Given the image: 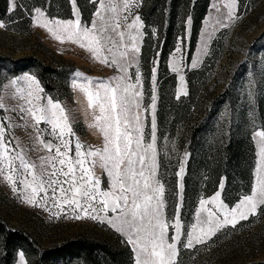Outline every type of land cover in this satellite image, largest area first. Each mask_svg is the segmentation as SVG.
Returning <instances> with one entry per match:
<instances>
[{
  "label": "rangeland",
  "instance_id": "rangeland-1",
  "mask_svg": "<svg viewBox=\"0 0 264 264\" xmlns=\"http://www.w3.org/2000/svg\"><path fill=\"white\" fill-rule=\"evenodd\" d=\"M7 1L6 17L0 18L5 25L0 28V98L6 106L5 109H0V122H4L6 126L11 125L7 128V138L18 143L29 159L37 164L40 162V157L48 154L36 141L30 122L28 127L24 126L17 107L20 101L13 95L14 88L10 84L13 79L28 74L36 77L43 90L42 97H51L54 100L58 98L73 110L72 118L78 121L74 127L76 136L89 147L101 148L102 135L96 128L88 127L92 123V116L85 111L86 101L83 94L78 90L74 92L71 83L77 71L85 76L104 80L121 73L116 67L105 65L95 59L92 53L87 48L80 47L79 43L67 40L61 42L46 28L40 26L38 21L42 19L52 21L76 19L72 0H70L71 18L50 14L47 9L52 5L50 0L49 3L47 2V7L38 4L27 6L29 0H14L16 4L14 9L13 0ZM153 1L138 0L139 6L132 8L129 13V22L135 14H138L143 27L140 29L141 36L138 40L140 52L136 54V59L131 61L127 75L130 77L129 82H135L136 69L139 68L143 92L139 114L144 125V143L147 144L151 142L153 115L152 68H156L157 178L165 186L163 212L169 224H174L176 206L180 204L182 228L176 264H247L263 261L264 212L260 214L259 208L256 215L249 216L248 221H240L235 228L229 226L222 229L206 243L197 244L194 248L183 247V243L186 242V232L191 230L193 223H196V213L201 199L211 200L217 191H221V199L230 207L238 201L230 205L224 200L225 179H222L224 185L222 190L219 186V189L212 194L202 193L194 206L192 200L194 181L190 173L192 141L185 140L186 136H183L182 132L188 122L196 126L195 123L198 124L206 116V110L214 107L217 113L206 120L203 127L214 125L219 130L222 128L228 130L240 125L251 131L252 138L256 131L264 130V0H243V2L209 0L207 12L201 21L196 38H194L193 26L194 5L197 0H192L188 8L179 4L175 11L172 10L170 0H159L154 6L155 9L151 10ZM91 2L95 3V8L90 7V3H86V0H82L86 14H92L91 19L86 20L78 0H75V8L79 12L82 25L90 26L92 21L97 19L95 13L99 4L95 0ZM107 2L108 0H105V3ZM113 2L119 5L122 0H113ZM228 5H232L234 13L232 19H228ZM37 8L45 14L43 18L37 17L35 12ZM189 17L191 25L188 24ZM171 20L173 40L169 47L172 46V49L163 63L162 48ZM49 26L55 28L54 24ZM146 41L149 54L144 58L143 48ZM178 45L181 47V53L177 55L175 50ZM105 54L111 58L110 53ZM174 63L179 69L177 72L172 71ZM193 63L196 64L195 67ZM54 69L60 73L57 75L53 72ZM181 75L184 77L187 95L181 94L177 98V92L182 87ZM20 85L26 87L23 81H20ZM190 85L195 92H193L191 110L187 111L185 106L187 103L184 99L192 95ZM227 89H230L229 99L223 103L217 101L214 105L213 100ZM74 100L77 102L74 103ZM41 128L46 129L47 126L41 125ZM171 128L178 133H172ZM45 136L51 139L46 131ZM253 141L256 157L252 187L256 182V164L259 159L257 140L253 138ZM181 163L184 166L182 181L176 175ZM94 173L101 180V189L109 190L110 178L99 163L95 165ZM181 182L182 193L179 189ZM29 194L30 189L23 188V185H20L19 191L13 192L11 185L3 179V175H0V218L11 229L27 232L37 250L50 248L70 238L85 236L112 241L121 248L129 246L135 264L133 246L126 242L127 238L123 233L116 231L107 223V219L103 222L87 216L75 219L71 209L64 206L61 211L53 206L51 200L46 202L47 207L43 206L45 201L39 197L37 204H29L24 198ZM77 214L83 216L80 210H77ZM94 214L102 218L105 215L107 218L116 216V213L110 210L105 214L98 209ZM201 215L204 216L206 213ZM174 234L175 229L169 228V238ZM20 253L24 254L25 264H30L31 256L28 251L17 247L15 251L8 253L0 244V264H4L6 255H10V257L6 256L9 257L8 264H21Z\"/></svg>",
  "mask_w": 264,
  "mask_h": 264
},
{
  "label": "snow or ice",
  "instance_id": "snow-or-ice-1",
  "mask_svg": "<svg viewBox=\"0 0 264 264\" xmlns=\"http://www.w3.org/2000/svg\"><path fill=\"white\" fill-rule=\"evenodd\" d=\"M95 2L99 4L95 13L97 19L90 26L82 25L75 0L72 3L76 19H42L38 23L57 40L79 43L95 59L116 67L121 73L104 80L77 71L71 83L73 91L78 90L84 96L85 111L92 116V123L88 127H94L101 133L102 147L85 145L74 131L78 121L72 118L73 110L58 98L42 97L43 90L36 77L25 74L10 81L14 88L13 95L20 101L17 107L24 126L28 127L30 122L36 141L48 154L40 157L39 164L31 161L18 143L7 138V128L11 125L0 122V175L11 185L13 192L19 191L20 185L30 189V194L24 197L29 204H37L39 197L45 201L44 207H47L48 200L61 211L67 206L75 219L84 216L101 222L107 219V223L123 233L126 242L133 246L135 264H176L182 228L180 204L176 206L174 224H169L163 212L165 186L157 178L156 68H152L153 115L151 142L147 144L144 143V125L139 114L143 96L139 68L136 69L135 82H129L130 77L127 75L131 61L140 52L138 40L143 22L138 14L129 22V13L132 8L139 6L138 0H122L119 5L113 0ZM15 7L13 0L12 8ZM227 7L228 19H232V5ZM35 12L40 18L45 15L39 8ZM50 24H54L55 28L50 27ZM188 24L191 25L190 17ZM3 27L4 22L0 21V28ZM175 51L177 55L180 54L181 47L178 45ZM105 53H110L111 58ZM178 70L174 63L172 71ZM20 81L26 87H22ZM180 81L182 87L177 92V98L181 94L187 95L182 75ZM5 107L0 98V109ZM41 125L47 128L42 129ZM45 131L51 139L46 138ZM253 138L257 140L259 159L251 194L239 198L231 207L221 199V191H217L211 200L201 199L196 223L186 232L184 248L204 244L226 227L235 228L240 221L256 215L258 208L264 212V130L256 131ZM97 163L110 178L109 190H102L101 180L95 176L94 167ZM183 173L184 166L181 163L176 173L181 181ZM223 187L221 182L220 189ZM179 189L182 193V182ZM209 204L212 207H206ZM98 209L105 214L110 210L116 216L107 218L105 215L102 218L94 214ZM77 210L83 216L78 215ZM202 213L206 215L202 216ZM169 228L175 229V234L170 238ZM20 261L25 264L23 253H20Z\"/></svg>",
  "mask_w": 264,
  "mask_h": 264
},
{
  "label": "trees",
  "instance_id": "trees-1",
  "mask_svg": "<svg viewBox=\"0 0 264 264\" xmlns=\"http://www.w3.org/2000/svg\"><path fill=\"white\" fill-rule=\"evenodd\" d=\"M50 1L52 5L47 8L50 14L61 18L72 17L70 0ZM158 1L154 0L152 2V8L150 6L151 10L155 9L154 6H156ZM170 1L172 10L174 11L179 4L188 8L192 3V0ZM47 2L49 3L48 0H29L26 5L34 6L38 4L47 7ZM240 2H243V0H240ZM7 3V0H0V18L6 17ZM78 3L84 12V18L90 20L92 14H86V8L82 0H78ZM86 3H90L89 6L95 8V3L91 2V0H86ZM208 3L209 0H197L195 2L194 38H196L201 21L207 12ZM146 20L149 21L147 18ZM172 22L171 20L162 48L161 57L163 63L166 61L168 52L172 49V46L169 47L173 40L171 38L173 30ZM193 42H195V39ZM147 48L148 44L146 41L143 48L144 58L149 54ZM165 69L167 71L166 66ZM53 72L57 73V75L60 73L56 69ZM193 92H195L194 88L190 85V93L192 95L186 100L184 99L187 103L185 105L187 111H190L193 105ZM229 93L230 89H227L224 93L219 94L213 100V104L216 105L217 101L223 103L226 99H229ZM206 111V116L202 121H197L198 124L195 123L196 126L188 122L189 124L185 126V130L182 132L183 136H186L185 140L192 141L190 146V173L193 175L194 181L192 200L195 206L196 200L202 193L209 195L216 192L222 179H225L223 197L227 203L233 205L239 198L248 195L252 189L253 167L256 157L254 141L251 131L247 130V128L244 129L240 125L233 126V128H229L228 130H224L223 128L219 130L214 125L208 128L203 127L204 122L211 119L217 113L215 107ZM171 132L178 133L174 128H171ZM261 213L263 212L260 211ZM0 244L8 253H12L17 247H22L25 251H28L31 256L30 264H134L133 254L129 246L121 248L112 241L98 240L85 236L70 238L50 248L37 250L34 246L35 243L32 242L27 232L11 229L1 218ZM6 256L10 257V255ZM6 256L3 260L4 264H8L9 262V257ZM247 264H264V260Z\"/></svg>",
  "mask_w": 264,
  "mask_h": 264
}]
</instances>
